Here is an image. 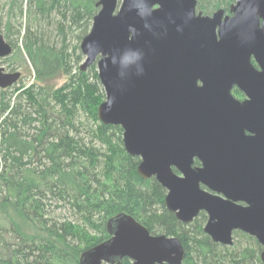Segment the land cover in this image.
<instances>
[{"label":"water","instance_id":"obj_1","mask_svg":"<svg viewBox=\"0 0 264 264\" xmlns=\"http://www.w3.org/2000/svg\"><path fill=\"white\" fill-rule=\"evenodd\" d=\"M195 6L99 0L79 71L96 65L105 96L97 119L121 128L124 151L140 160L137 174L165 190V209L183 225L204 212L203 233L221 246H233L234 232L254 238L264 264V0H236L224 18L223 10L196 16ZM11 53L0 35V60ZM20 77L0 67V89ZM234 86L245 101L230 95ZM108 232L80 264L184 259L178 238L151 235L127 214L111 219Z\"/></svg>","mask_w":264,"mask_h":264},{"label":"trees","instance_id":"obj_2","mask_svg":"<svg viewBox=\"0 0 264 264\" xmlns=\"http://www.w3.org/2000/svg\"><path fill=\"white\" fill-rule=\"evenodd\" d=\"M98 1L0 0V35L12 48L2 60L34 75L33 84L0 89V264H80L110 238L118 214L178 238L182 264H262L261 246L246 234H233L241 245L212 242L204 213L179 223L165 209V190L137 174L140 160L124 151L121 128L98 121L105 96L96 65L79 71ZM231 1L198 0V10Z\"/></svg>","mask_w":264,"mask_h":264},{"label":"rangeland","instance_id":"obj_3","mask_svg":"<svg viewBox=\"0 0 264 264\" xmlns=\"http://www.w3.org/2000/svg\"><path fill=\"white\" fill-rule=\"evenodd\" d=\"M234 2V0H232L230 2V4H232ZM229 4V5H230ZM228 5V6H229ZM215 10H212L211 12H213ZM0 67H2L4 69V71L6 73H12V72H19L20 75H21V78H20V82L25 85V86H28L30 84H33L34 83V75H33V72L32 70L30 69V67L27 65H20L18 66L17 64H12V62H5L3 61L2 59L0 60ZM66 81V77H62L60 79H58L57 81H55L53 84L56 86V87H59L61 86L64 82ZM13 86H18V84L16 83L15 85ZM12 86V87H13ZM85 119L83 118L82 119V123L83 124H86L87 122L84 121ZM239 238H234V243L237 244V245H241L243 244V241L242 240H238ZM242 239V238H240Z\"/></svg>","mask_w":264,"mask_h":264},{"label":"flooded vegetation","instance_id":"obj_4","mask_svg":"<svg viewBox=\"0 0 264 264\" xmlns=\"http://www.w3.org/2000/svg\"><path fill=\"white\" fill-rule=\"evenodd\" d=\"M198 0H196V6H195V15L197 16V15H201V16H212L215 12H217V11H219V10H223L224 11V14H223V18L225 17V16H231L232 14L231 13H229V9H230V7L231 6H233V5H235V3H236V0H234V2L232 3V4H230L228 7H227V9H225V8H218V9H216L215 11H213V12H210V13H205V12H203V11H201V10H198V2H197ZM261 24H262V21L261 20H259V25H260V27H261ZM252 61V63H253V60H251ZM253 66H254V68H256L257 70H258V67L255 65V64H253ZM198 85L200 86L201 84L200 83H198ZM230 95L233 97V99H235V100H237V101H239V102H243V101H245L246 99H247V97L245 96V94H243L236 86H234L232 89H231V91H230ZM247 134V133H246ZM196 163V164H195ZM201 166V164H200V162H198L197 160H194V164H193V168H198V167H200ZM176 173V172H175ZM201 189H203V190H206V188L205 187H202L201 186ZM200 213H204V212H200ZM199 213V214H200ZM205 214V213H204ZM205 216H206V220H207V215L205 214ZM205 223H206V221H205ZM205 225V224H204ZM235 233V232H234ZM233 233V234H234Z\"/></svg>","mask_w":264,"mask_h":264}]
</instances>
